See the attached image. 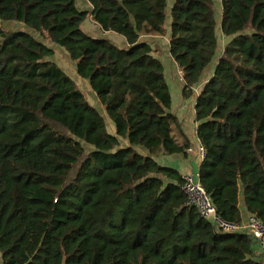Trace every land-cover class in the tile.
<instances>
[{"label":"trees","instance_id":"trees-1","mask_svg":"<svg viewBox=\"0 0 264 264\" xmlns=\"http://www.w3.org/2000/svg\"><path fill=\"white\" fill-rule=\"evenodd\" d=\"M88 2L91 11L76 0H0V21L64 49L114 125L50 60L55 50L0 27L2 264H262L248 233L203 220L186 206L181 173L157 161L191 144L164 66L140 37L169 33L185 100L214 66L195 105L200 180L225 221L264 222V0H220L219 16L215 0L170 10L168 0ZM89 18L127 47L85 33Z\"/></svg>","mask_w":264,"mask_h":264},{"label":"crops","instance_id":"crops-1","mask_svg":"<svg viewBox=\"0 0 264 264\" xmlns=\"http://www.w3.org/2000/svg\"><path fill=\"white\" fill-rule=\"evenodd\" d=\"M80 1H81V3H80L81 5H79L78 0H76L77 7L80 10H86V11L92 10L91 4L88 2V0H80ZM169 1H171V6H170ZM168 3H169L168 4L169 9L168 10H170L174 1L168 0ZM220 13H219V15H220ZM168 16L170 17V13L168 14ZM170 22H171V18H170ZM167 26L169 27L170 23H167ZM83 30L85 33H87L88 35H90L92 37L104 38V39L109 40L112 44H114L118 48H126L127 47V42L121 36H119L117 34H113V33H103L101 31L100 27L97 24H95L91 18H89L83 24ZM140 38H141L140 39L141 41L146 42L152 46V48L154 49V56L156 58H158L164 66V72H165V68H166L165 66H168V67L172 66V67L176 68L177 71L179 72V75L182 76L181 71L178 69L177 65L175 64V62L172 60V58L170 56L169 33L164 37L141 35ZM213 68H214V66L211 67L209 74L206 76V78L203 81H201L200 85L197 88H195L193 97H191L188 100H185L183 98L182 92H181V95L179 97V104L177 105L176 108L174 106V100L172 97L171 113L174 116H176L177 119L179 120L183 139L189 141V143L191 144L190 148L193 151L190 153L188 152L187 156H182V155L181 156H169V157L160 156L157 159V161L161 165L176 168L181 173L182 176L197 173L199 170V167L201 165V162L203 161L200 157L199 152H198V149L201 147V143H200V140L197 136L198 123L196 122V119H195V105H196L197 97H198L203 85L208 81V79L210 78L209 76L212 75L211 73H212ZM166 77L168 78V80H170V82H172V83H168L166 80L168 86L170 85L169 88L171 87L172 89H178L179 84L177 83V81L180 78L175 73V71H173L172 73L169 70L166 71ZM171 88H170V92H171ZM175 135L177 136V134H175ZM177 138L179 140H181V137L177 136ZM240 209L242 212V216L244 218H247L248 215L245 211V208L243 206L242 201H241ZM257 253L260 255L258 247H257Z\"/></svg>","mask_w":264,"mask_h":264},{"label":"built area","instance_id":"built-area-1","mask_svg":"<svg viewBox=\"0 0 264 264\" xmlns=\"http://www.w3.org/2000/svg\"><path fill=\"white\" fill-rule=\"evenodd\" d=\"M192 151V149L188 150L189 153ZM198 152L203 160L206 153L202 146ZM183 178L181 190L187 199L186 206L194 208L203 220L212 223L217 230L226 233H248L258 247L262 264H264V222L254 215L249 216L247 222L240 225L225 221L218 215L211 197L204 189L199 172L183 176Z\"/></svg>","mask_w":264,"mask_h":264},{"label":"rangeland","instance_id":"rangeland-1","mask_svg":"<svg viewBox=\"0 0 264 264\" xmlns=\"http://www.w3.org/2000/svg\"><path fill=\"white\" fill-rule=\"evenodd\" d=\"M169 2H170V6H171V1H169ZM78 3H79V5H81L80 4L81 3L80 0H78ZM215 10H216L217 16H218L219 13L221 12L220 0H215ZM167 23H170V17L169 16L167 18ZM0 27L3 28L6 31H23V32L29 33L34 38H36V39L42 41L43 43H45L49 48H51L53 50H56L55 51V55L52 58H50V60L53 61L54 63H56L59 67H61L64 70V72L67 75H69L72 78V80L78 85L79 89L83 92V94L85 95L86 99L88 100L91 108L97 110L99 112V114L105 119V122L107 123L108 131L114 130L113 123L108 118V116H107V114L105 112V109L100 104L96 94L91 90L89 82L87 80H84L81 77H79V75L77 74L76 68H75V63L72 62L69 59L68 55L66 54V52L64 51V49L62 47H60V46H58L56 44H53L52 42H50L47 39H42L40 37V35H38L35 31L31 30L30 28L26 27L23 24H18V23H14V22H2V21H0ZM220 39H221V43L222 44L224 42H226L225 38H223L222 36H220ZM165 67H166L165 68V77H166V71L169 70V71H171V73L173 71H175V73L180 78L177 81V83L179 84L178 89H172L170 87L171 88V96L173 97L174 106L176 108L177 105L179 104V97L181 95V92H182V89H183V86H184V80H183V77L181 75H179V72L177 71L176 68H174L172 66L171 67L170 66L169 67L165 66ZM208 74H209V71L207 72V75ZM166 80H167L168 83H172V82H170V80H168L167 77H166ZM0 263L2 264L1 255H0Z\"/></svg>","mask_w":264,"mask_h":264}]
</instances>
